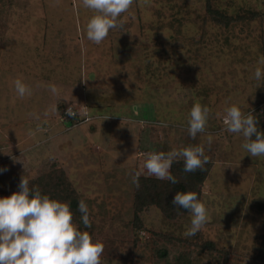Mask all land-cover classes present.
<instances>
[{
    "label": "rangeland",
    "instance_id": "obj_1",
    "mask_svg": "<svg viewBox=\"0 0 264 264\" xmlns=\"http://www.w3.org/2000/svg\"><path fill=\"white\" fill-rule=\"evenodd\" d=\"M207 6L242 19L223 26ZM95 14L82 0H0V197L23 177L41 193L64 180L88 205L90 228L72 220L103 244L100 264H264V155L224 123L231 104L264 105V0H133L99 44L86 36ZM195 103L210 111L193 138ZM197 145L209 157L206 223L186 237L191 212L171 221L150 206L135 228L132 176L155 177L145 155Z\"/></svg>",
    "mask_w": 264,
    "mask_h": 264
},
{
    "label": "clouds",
    "instance_id": "obj_2",
    "mask_svg": "<svg viewBox=\"0 0 264 264\" xmlns=\"http://www.w3.org/2000/svg\"><path fill=\"white\" fill-rule=\"evenodd\" d=\"M132 3L133 0H82L84 7L96 13L86 25L87 39L99 44L109 30L117 26L120 14L126 12ZM254 75L255 79L261 80L264 70L257 67ZM14 86L21 97L31 94L30 88L20 79L14 81ZM51 91L55 92V87ZM209 111L206 105L199 103L191 107L187 121L191 137L204 132ZM224 111L227 131L242 134L245 138L242 147L247 154L252 157L264 155V131L257 128V120L251 112L244 114L235 104L227 106ZM66 114L74 115L70 108ZM208 143L211 144L210 136ZM178 157L183 158L185 172L203 170L209 159L202 145L187 146L168 152H149L145 155L143 167L148 174L175 184L178 181L170 168ZM6 170L0 167V173ZM132 182L140 186L139 173L132 176ZM19 189L10 196L0 197V264H100L103 244L94 241L89 232L81 231L73 223L68 203L50 198L36 187L30 188L24 177ZM171 203L192 214L190 226L184 232L186 237L194 236L206 223V206L198 199L197 193L177 191ZM77 206L83 225L90 228L88 205L81 199Z\"/></svg>",
    "mask_w": 264,
    "mask_h": 264
},
{
    "label": "trees",
    "instance_id": "obj_3",
    "mask_svg": "<svg viewBox=\"0 0 264 264\" xmlns=\"http://www.w3.org/2000/svg\"><path fill=\"white\" fill-rule=\"evenodd\" d=\"M206 13L216 23H220L221 25H229L233 21H237L242 19V16H229L224 14L218 9H213L210 6H207ZM254 118L257 120V128L261 131H264V105L259 111H255L251 113ZM75 118L73 116L67 115L68 124H73ZM253 138H255L253 136ZM183 161H174L171 165L170 172L177 179V183L172 184L167 179H159L155 177L148 178H139V187L134 186V194H133V225L135 228H139V213L150 206L156 207L162 216L167 220H174L179 216L189 214L190 211L183 209L180 206L173 205L171 203L175 193L177 191H193L197 193V197H200L199 187L207 176L209 171V165L205 164L203 166V170L197 169L193 172H185L183 170ZM61 185L65 186L64 189H58V191L52 192H44L42 194H47L50 198H54L60 200L62 202H66L70 205V210L73 216L81 215L78 210V197H76L75 193L71 190H68L69 186L64 180H61ZM52 185H59L56 182H52ZM60 188H62L60 186ZM62 193V195H61ZM203 247L207 250L213 249V244L211 242H206ZM164 253H161L159 256L164 257ZM258 258L264 261V234L262 236V240L259 246V254Z\"/></svg>",
    "mask_w": 264,
    "mask_h": 264
},
{
    "label": "built area",
    "instance_id": "obj_4",
    "mask_svg": "<svg viewBox=\"0 0 264 264\" xmlns=\"http://www.w3.org/2000/svg\"><path fill=\"white\" fill-rule=\"evenodd\" d=\"M66 113V112H65Z\"/></svg>",
    "mask_w": 264,
    "mask_h": 264
}]
</instances>
